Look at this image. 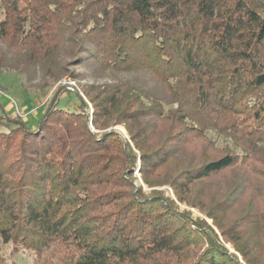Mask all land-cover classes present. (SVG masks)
I'll use <instances>...</instances> for the list:
<instances>
[{
  "label": "trees",
  "instance_id": "16d2710c",
  "mask_svg": "<svg viewBox=\"0 0 264 264\" xmlns=\"http://www.w3.org/2000/svg\"><path fill=\"white\" fill-rule=\"evenodd\" d=\"M0 6V40L27 64L70 41L76 64L140 70L164 92L86 90L93 125H124L128 140L93 133L57 100L35 129L0 130V264L9 243L12 257L27 250L61 264H264V0ZM136 169L174 197L135 185Z\"/></svg>",
  "mask_w": 264,
  "mask_h": 264
},
{
  "label": "rangeland",
  "instance_id": "374dc122",
  "mask_svg": "<svg viewBox=\"0 0 264 264\" xmlns=\"http://www.w3.org/2000/svg\"><path fill=\"white\" fill-rule=\"evenodd\" d=\"M2 17L3 12L0 6V20ZM78 51L76 45L68 41L64 45L58 46L48 60H39L27 64L24 51L21 53L13 52L0 40L1 131L12 128L14 125L11 122L13 121L15 123L21 121L30 129H35L39 118L57 100L59 108L84 113L89 129L93 133L101 134L114 130L124 139H129L128 131L124 125H116L101 130L93 125L94 104L86 94V90L91 87L102 90L105 86L129 84L153 91L155 94L164 97L162 87L155 83L147 73L140 70H112L103 66L76 64L74 62L75 53ZM172 106L174 105H167L166 108ZM207 134L216 140L219 146L228 142L231 143L224 135H218L212 131H208ZM134 177L136 179L135 185H141L146 192L157 189L165 192L166 196L174 197L173 191L168 185L154 188L145 185L139 169L135 170ZM240 178L241 175L236 174L234 180L237 182ZM208 185L214 184L207 183L206 186ZM179 206L182 211L190 212L194 218L205 219L212 225V220L207 218L203 210L186 204H179ZM226 246L231 252H235L230 244ZM11 247V243L2 245V252L8 264L12 262L15 264H61L56 258L51 260L49 257L37 261L36 256L27 250L12 257L10 254ZM239 261L244 262L242 256H239Z\"/></svg>",
  "mask_w": 264,
  "mask_h": 264
}]
</instances>
